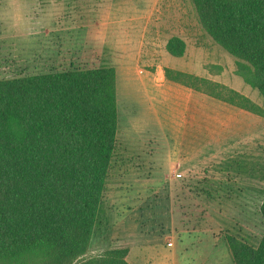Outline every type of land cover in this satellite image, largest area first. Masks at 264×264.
Listing matches in <instances>:
<instances>
[{
	"label": "rangeland",
	"instance_id": "obj_1",
	"mask_svg": "<svg viewBox=\"0 0 264 264\" xmlns=\"http://www.w3.org/2000/svg\"><path fill=\"white\" fill-rule=\"evenodd\" d=\"M173 36L185 43L182 57L166 52ZM101 65L116 72L118 128L86 256L126 248L129 264H233L226 235L256 246L264 231V118L240 115L199 82L193 109L161 87L164 70L263 103L203 33L190 0H0V79ZM183 126L196 129L184 140ZM193 141L197 162H179V145ZM223 141L232 154L205 152Z\"/></svg>",
	"mask_w": 264,
	"mask_h": 264
},
{
	"label": "trees",
	"instance_id": "obj_2",
	"mask_svg": "<svg viewBox=\"0 0 264 264\" xmlns=\"http://www.w3.org/2000/svg\"><path fill=\"white\" fill-rule=\"evenodd\" d=\"M190 2L203 33L234 58L235 74L263 107L205 79L169 69L165 78L200 92L202 83L213 90L205 94L264 118V0ZM165 49L182 57L186 47L173 36ZM117 128L112 66L0 79V264H129L126 248L86 256ZM259 214L264 223V194ZM225 241L233 264H264V231L256 246L233 235Z\"/></svg>",
	"mask_w": 264,
	"mask_h": 264
},
{
	"label": "crops",
	"instance_id": "obj_3",
	"mask_svg": "<svg viewBox=\"0 0 264 264\" xmlns=\"http://www.w3.org/2000/svg\"><path fill=\"white\" fill-rule=\"evenodd\" d=\"M165 80L167 81V83L166 84H164L165 82L162 83L161 87L173 89L174 91L178 92V94H180L179 98L183 100L185 105H188V106L191 105L193 107V109H195V107H196V110L201 108L200 101L202 100L201 99V94L202 93L200 91H196V90H194V89H192L190 87L181 85V84L173 82V81H169L167 79H165ZM170 85H173L174 87H170ZM191 99H192V103H190ZM215 100L220 101V103H224L221 100H218V99H215ZM235 108L238 110L237 113H239L240 115H241V112H246L245 110L240 109L238 107H235ZM224 109L222 108V110H224ZM183 114H184V111H183ZM177 115H179V114L177 113ZM224 117L226 119V115L225 114H224ZM220 123L223 124L221 121H220ZM184 128L185 127L183 126L182 127V131H181V132H183V136H182L183 140L185 139V136L189 132V130L193 129L191 127H187L186 129H184ZM192 131H196V129L195 130L193 129ZM194 138H195V134L193 135V139ZM225 142L226 141H223L222 143L217 142V144L214 145V146H211V147L208 146V147H206L205 152L206 153H211V152H216L217 151V153L220 152V154H222V155H224V152L226 154H228V155L232 154V150L227 153V149L228 148H232V146L231 145L227 146V144ZM185 143H186V145L183 142L179 145L178 152H179L180 156H183V157L178 159V161L179 162H185L184 161L185 157L187 158V157L190 156L191 157L190 162L196 163L197 162L196 157H197V154L201 150V145L199 143H195V141H193L191 145H189L188 142H185ZM185 153L187 154V156H186ZM186 162L189 163V161H186ZM170 163H173V160H171ZM182 173H184V171H182Z\"/></svg>",
	"mask_w": 264,
	"mask_h": 264
}]
</instances>
